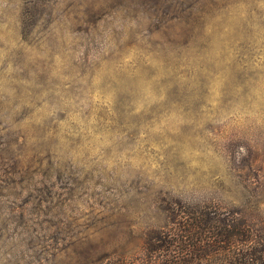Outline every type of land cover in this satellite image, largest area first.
Instances as JSON below:
<instances>
[{"label": "rangeland", "instance_id": "obj_1", "mask_svg": "<svg viewBox=\"0 0 264 264\" xmlns=\"http://www.w3.org/2000/svg\"><path fill=\"white\" fill-rule=\"evenodd\" d=\"M173 200L264 221V0H0V264H140Z\"/></svg>", "mask_w": 264, "mask_h": 264}, {"label": "trees", "instance_id": "obj_2", "mask_svg": "<svg viewBox=\"0 0 264 264\" xmlns=\"http://www.w3.org/2000/svg\"><path fill=\"white\" fill-rule=\"evenodd\" d=\"M169 226L149 234L140 264H264V221L219 203L167 202Z\"/></svg>", "mask_w": 264, "mask_h": 264}]
</instances>
